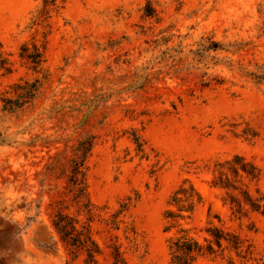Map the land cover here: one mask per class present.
Segmentation results:
<instances>
[{
    "label": "rangeland",
    "instance_id": "1",
    "mask_svg": "<svg viewBox=\"0 0 264 264\" xmlns=\"http://www.w3.org/2000/svg\"><path fill=\"white\" fill-rule=\"evenodd\" d=\"M260 70L264 0H0V264H168L184 179L202 201L183 225L210 211L264 253L230 186L264 203Z\"/></svg>",
    "mask_w": 264,
    "mask_h": 264
},
{
    "label": "trees",
    "instance_id": "2",
    "mask_svg": "<svg viewBox=\"0 0 264 264\" xmlns=\"http://www.w3.org/2000/svg\"><path fill=\"white\" fill-rule=\"evenodd\" d=\"M212 46L215 49H221L220 46L222 44L213 42ZM38 56L40 57L41 53L38 52ZM37 60L35 62L39 63L40 59ZM252 74L253 79L264 83V71L260 70L258 73ZM17 87H19L18 96L20 99L27 100L33 97L35 91L33 83L24 81L23 84H18ZM15 105L16 103H12L11 106ZM227 162L235 165L232 168L235 175H237L238 171H241L254 177L257 175V173L255 174V170L256 172L259 171L252 163L243 162V157L239 155L233 156ZM225 179L227 180L228 178L225 177ZM230 186L241 193L243 202L252 211L259 212L264 216V203L253 199L246 188L242 189L238 186ZM229 196L233 197L231 194ZM201 201V193L187 179H184L172 192L167 203L174 206L175 209L167 208L163 211V218L165 220L163 232L170 233L173 230L166 238L168 264H264V253H257L252 244L248 243L247 239L238 233H233L213 223L212 219L221 222L218 214L211 215L210 211H208L205 224L200 227L183 225L181 220L192 219L195 206ZM184 212L187 214H184ZM61 222L62 219L57 223L60 233H62L63 228L64 230L67 229L66 224L62 225ZM88 241L91 243L90 246H88ZM73 244L85 249L88 256L93 260L95 259V254L100 252V247L89 235L83 238L78 236L76 243Z\"/></svg>",
    "mask_w": 264,
    "mask_h": 264
}]
</instances>
